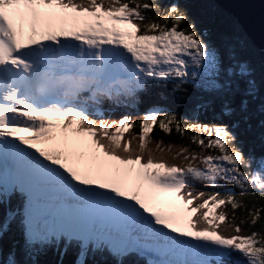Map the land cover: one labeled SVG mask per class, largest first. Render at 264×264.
Masks as SVG:
<instances>
[{"label":"snow or ice","instance_id":"obj_1","mask_svg":"<svg viewBox=\"0 0 264 264\" xmlns=\"http://www.w3.org/2000/svg\"><path fill=\"white\" fill-rule=\"evenodd\" d=\"M170 82L206 94L213 119L102 118L104 101L133 108ZM154 124L187 143L153 141ZM49 251L56 264H264V50L239 25L213 39L183 0H0V264Z\"/></svg>","mask_w":264,"mask_h":264},{"label":"trees","instance_id":"obj_2","mask_svg":"<svg viewBox=\"0 0 264 264\" xmlns=\"http://www.w3.org/2000/svg\"><path fill=\"white\" fill-rule=\"evenodd\" d=\"M185 3L189 15L196 19L198 28L207 29L211 38L215 39L219 34L228 32L232 26L239 25L237 20L219 7L213 0H183ZM242 33L246 37L247 41L253 46L257 55L262 51L258 49L239 25ZM187 89L186 93H174L171 82L168 84H159L151 86L146 92L138 94V102L133 108H125L123 106L110 105L107 101L101 105L103 117L105 119H117L123 114H130L133 118H137L143 114L146 110L151 108H158L162 111L176 112L178 115L186 119H196L201 122H208L213 119L214 113L211 110H204L197 108V104L202 103L200 96H206L203 93H197L196 90L190 86H182ZM183 96V98H179ZM95 118V117H94ZM131 133H138V128L129 129L124 133V137H128ZM238 139L244 141L243 150L245 154L248 153L249 148L257 155L260 154L262 148L260 142L251 133H244L241 135L237 133ZM148 136L153 141L161 139L164 144L172 143L174 145L186 144V140L180 139L173 130L172 134H165L160 131L156 124L153 125V131L148 133ZM123 139V137H122ZM197 151H199L197 149ZM193 186L201 190L206 189L204 186L197 182H192ZM226 212L231 214V209H225ZM239 214V213H238ZM7 248V242L5 243V250ZM59 257L49 251L46 255L38 257L41 264H56ZM72 260V254L69 252L64 257L65 264H68Z\"/></svg>","mask_w":264,"mask_h":264},{"label":"water","instance_id":"obj_3","mask_svg":"<svg viewBox=\"0 0 264 264\" xmlns=\"http://www.w3.org/2000/svg\"><path fill=\"white\" fill-rule=\"evenodd\" d=\"M232 15L252 43L264 50V0H213Z\"/></svg>","mask_w":264,"mask_h":264}]
</instances>
